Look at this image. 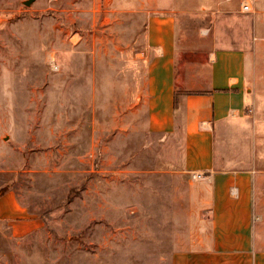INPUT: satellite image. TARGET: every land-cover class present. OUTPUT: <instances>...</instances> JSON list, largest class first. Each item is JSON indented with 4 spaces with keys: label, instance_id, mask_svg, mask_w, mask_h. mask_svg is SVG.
<instances>
[{
    "label": "rangeland",
    "instance_id": "obj_1",
    "mask_svg": "<svg viewBox=\"0 0 264 264\" xmlns=\"http://www.w3.org/2000/svg\"><path fill=\"white\" fill-rule=\"evenodd\" d=\"M28 1L0 0V196L13 192L24 210L0 222V264H172L190 233L183 133L130 131L117 118L142 86L143 0ZM245 1L253 12L242 11ZM210 2L182 5L203 13L179 25L229 46L255 14L264 24V0ZM207 10L227 13L211 19ZM247 31L264 45V26ZM257 63L264 88V48ZM263 97L236 126L240 137L218 146L242 157L235 168L264 174ZM19 220L31 224L15 235Z\"/></svg>",
    "mask_w": 264,
    "mask_h": 264
},
{
    "label": "crops",
    "instance_id": "obj_2",
    "mask_svg": "<svg viewBox=\"0 0 264 264\" xmlns=\"http://www.w3.org/2000/svg\"><path fill=\"white\" fill-rule=\"evenodd\" d=\"M210 1L141 2L144 76L138 82L142 86L137 94L136 89L129 92L127 111H117V118L126 116L130 131L183 133L181 168L191 177L193 173L204 177L190 182V233L175 250L172 264H264V174L235 168L242 157L220 153L218 146L225 135L240 137L244 129L237 131L236 126L239 129L250 120L248 110L257 93L264 96V88H259L263 69L257 63L264 45L246 36L247 30L258 33L264 24L255 14L243 29L245 37L226 38L229 46H217L220 39L216 35L203 36L179 25V19L203 13L183 11L182 5L196 4L198 10ZM207 12L211 19L219 12L227 13ZM236 12L241 13L239 9L229 11L231 16ZM137 80L128 77L123 83ZM260 115L256 113L257 124L264 122V114ZM23 212L13 192L0 196V222L21 219ZM24 224L29 227L31 223L19 220L13 226L15 235L23 234Z\"/></svg>",
    "mask_w": 264,
    "mask_h": 264
},
{
    "label": "built area",
    "instance_id": "obj_3",
    "mask_svg": "<svg viewBox=\"0 0 264 264\" xmlns=\"http://www.w3.org/2000/svg\"><path fill=\"white\" fill-rule=\"evenodd\" d=\"M242 11L243 12H253V6L252 3L250 1H245L242 3ZM193 179L199 180V179H203V175L201 173H193L192 175Z\"/></svg>",
    "mask_w": 264,
    "mask_h": 264
},
{
    "label": "trees",
    "instance_id": "obj_4",
    "mask_svg": "<svg viewBox=\"0 0 264 264\" xmlns=\"http://www.w3.org/2000/svg\"><path fill=\"white\" fill-rule=\"evenodd\" d=\"M6 193V191H3L1 194L4 195Z\"/></svg>",
    "mask_w": 264,
    "mask_h": 264
},
{
    "label": "water",
    "instance_id": "obj_5",
    "mask_svg": "<svg viewBox=\"0 0 264 264\" xmlns=\"http://www.w3.org/2000/svg\"><path fill=\"white\" fill-rule=\"evenodd\" d=\"M32 1H33V0L28 1L27 4H29V3L32 2Z\"/></svg>",
    "mask_w": 264,
    "mask_h": 264
}]
</instances>
